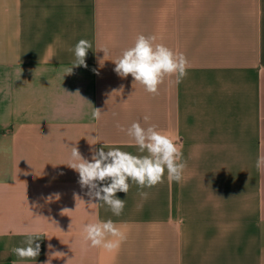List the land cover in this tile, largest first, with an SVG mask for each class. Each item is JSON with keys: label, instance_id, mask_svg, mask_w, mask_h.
<instances>
[{"label": "crops", "instance_id": "1", "mask_svg": "<svg viewBox=\"0 0 264 264\" xmlns=\"http://www.w3.org/2000/svg\"><path fill=\"white\" fill-rule=\"evenodd\" d=\"M140 34L188 60L155 95L114 71ZM80 39L92 48L73 67ZM133 122L178 138L187 166L180 182L167 171L153 187L129 180L116 216L90 204L71 147L89 161L101 148L147 155L117 127ZM258 156L264 0H0V264H264ZM97 219L125 233L118 250L84 240ZM29 234L40 253L20 259L11 249Z\"/></svg>", "mask_w": 264, "mask_h": 264}, {"label": "clouds", "instance_id": "2", "mask_svg": "<svg viewBox=\"0 0 264 264\" xmlns=\"http://www.w3.org/2000/svg\"><path fill=\"white\" fill-rule=\"evenodd\" d=\"M154 41L155 37L138 35L133 46L124 50L113 62L114 71L119 76L127 77L130 74L134 83L143 85L146 92L155 95L166 76L175 75L177 83L186 76L188 60L183 53L174 52L164 44ZM91 48L92 44L88 40L80 39L76 43L71 49L75 57L73 67H86L85 58ZM102 51L107 54V49ZM73 67L67 69L68 74L72 72ZM101 115V109L93 108V119L99 120ZM143 119L147 121L150 117L145 115ZM117 127L133 138L139 152L146 151L147 155H133L118 147L108 151L101 148L94 152L89 161L81 155L76 146H72L68 166L79 174V184L88 189L87 195L97 201L90 204L100 205L102 202L109 206L114 215L119 216L125 207V200L117 198L116 193L127 194L129 180L140 188L153 187L163 181L167 171L169 183L180 182L187 165L183 159L182 145L178 144L171 134L158 131L156 125L143 128L139 122H133L127 129L119 124ZM256 167H264V156L257 157ZM106 181L110 182L105 183ZM141 196L146 198L147 193L141 192ZM82 233L84 240L90 241L92 247H101L108 252L118 250L126 239L125 233L111 219H97L86 223ZM39 237V234H29L24 241L25 246L13 247L11 251L20 259H34L40 253V244L34 245V241ZM51 247L49 245V248ZM63 255L61 252L54 253V256ZM46 264H51V257Z\"/></svg>", "mask_w": 264, "mask_h": 264}, {"label": "built area", "instance_id": "3", "mask_svg": "<svg viewBox=\"0 0 264 264\" xmlns=\"http://www.w3.org/2000/svg\"><path fill=\"white\" fill-rule=\"evenodd\" d=\"M176 142L179 144V139L178 138L176 139Z\"/></svg>", "mask_w": 264, "mask_h": 264}]
</instances>
